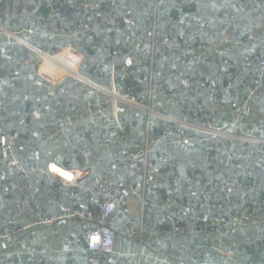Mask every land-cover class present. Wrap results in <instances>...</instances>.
<instances>
[{
  "label": "trees",
  "instance_id": "trees-1",
  "mask_svg": "<svg viewBox=\"0 0 264 264\" xmlns=\"http://www.w3.org/2000/svg\"><path fill=\"white\" fill-rule=\"evenodd\" d=\"M100 1L106 9L111 5L119 6L125 13L132 15L134 22L127 39L114 36L109 29L101 28L95 29L101 44L77 46L87 55L85 71L89 77L108 86L114 65L119 74L130 72L132 76L126 80V84L142 92L143 82L150 74V44L153 30H156L157 41L160 42L164 37L170 41L171 46L155 48L153 74L156 83L162 77L163 70L175 78L170 97L181 110L166 106L158 95L153 104L155 109L174 115L186 111L187 120L193 123H198V118L206 115L208 118L203 122L204 125L216 123L221 127L236 122L235 116L222 107L228 106L230 101L241 95H247V86L260 73L256 66L246 63V55L264 49V0ZM35 2L36 7L32 8L27 6L26 0H10V3L0 0V13L14 16L12 23L7 20L11 16L5 18L8 22L0 23L7 28L20 30L28 26L26 16L29 14H34L39 27L45 29L60 25L71 28L76 22L85 20L84 12L70 10L67 0H53L52 6L42 5L39 0ZM193 19H198L199 23H192ZM250 30L255 35L247 41ZM259 32L262 33L260 37ZM231 33L232 36L229 35ZM60 41L63 39H56L57 43ZM191 43L193 47L203 43L208 58L204 59L199 54L197 59H192L190 56L195 52L188 47ZM28 51L24 45L0 51V76L8 78L12 74H20L25 84L20 88L3 84L4 90H0V104L6 106V110L0 112V144L10 143L14 146L13 153L3 152L0 148V224L3 235L9 232L8 210L16 211L18 203L25 204V210L14 212L13 216L16 214L17 220L23 224L38 217L41 204L52 213L56 209L57 200H65L64 206L75 200L82 204L83 200L88 199L90 204L86 208H96L101 201L100 197L87 192L86 188L97 187L103 172L113 175V180L117 182H140L137 173L117 162L122 151L109 150L101 142L100 132L96 128L86 135L85 141H80L77 137L69 138L77 129L68 127L57 134L55 139L41 146L38 137L46 134L47 130L43 128L45 122L40 124L39 120L33 118L31 111L25 114L23 103L27 96L32 95L39 105L45 107L51 103L52 96L49 85L32 69L33 59L28 56ZM97 56L100 57V64H89ZM69 81L64 80L59 87L68 91L86 88L78 81ZM27 83L29 85L26 86ZM36 83L40 85H33ZM214 89L217 90V99L212 106L205 96ZM262 91L264 80L257 99H249L248 108L236 122L232 134L264 139ZM66 106L69 107L70 102ZM44 114L40 112L41 117ZM82 114H86L84 102L79 105V116ZM57 117L60 120L63 114L59 113ZM159 123L158 119H153L152 131L155 134L176 129L174 125L163 126ZM56 125L49 124V127L55 132L60 127ZM186 134L188 139L176 137L172 145L156 147L149 159L148 185L160 191L161 198L171 200L176 209V219L168 220L155 210L148 211L145 242L139 244V239L134 238L130 231L139 203H130V212L118 206L111 218V225L117 233L116 248L134 253L141 247L148 255H158L172 264H264V156L261 155L264 154V144L244 143L232 136H221L212 144L209 141L199 142L200 133L194 130L187 129ZM83 144L86 152L91 153L86 164H82V154L77 152V148ZM241 147L242 157L238 156ZM55 157L63 166L87 168L89 175L78 187L63 186L60 180L46 170L48 161ZM194 162L197 165L192 169L190 164ZM22 175L24 181L20 180ZM37 179L40 180L38 192L31 197L29 188L37 185ZM206 183L212 189L213 201L222 199L224 192L230 193L226 207L218 210L226 216L227 224L215 233H199L190 229L172 231L180 220V214L191 212L199 219L207 215L208 203L198 198ZM26 184L29 188L25 187ZM188 199L195 202L193 210L187 206ZM245 207L250 209V222L236 224V214L240 215ZM94 226L95 223L81 224L66 220L56 226H37L27 231L20 228L13 237L2 236L0 233V251L20 252L25 247L51 250L57 245L71 251H86L88 235ZM21 255L18 254L10 264H26ZM88 258L84 254L71 252L41 264H89ZM101 260L105 264L109 259L103 255ZM116 264L135 263L123 260Z\"/></svg>",
  "mask_w": 264,
  "mask_h": 264
},
{
  "label": "built area",
  "instance_id": "built-area-1",
  "mask_svg": "<svg viewBox=\"0 0 264 264\" xmlns=\"http://www.w3.org/2000/svg\"><path fill=\"white\" fill-rule=\"evenodd\" d=\"M42 5L52 6L53 0H39ZM158 2V0H156ZM67 4L71 9L84 12V21L76 22L69 28L66 25L54 26L52 28H40L37 17L34 14L26 16L28 26L26 28L17 30L10 29L0 25V51L7 48H16L18 45H24L30 52L33 53L32 69L38 77L44 80L49 85L51 92V103L45 107L39 105L36 98L32 95L25 98L23 103L25 114L28 115L29 111L32 112L33 118L40 121V124L44 123V130L46 134L44 136L39 135L38 140L41 142V146L46 141L55 139L57 134L65 130L68 127L71 129H77L73 134L69 136L71 138L77 137L80 141L86 140V135L95 131V128L100 132V139L107 148L120 149L122 156L118 157L117 162L130 170L137 173L140 177V182L135 183L133 181H114L113 175L103 172L100 174L98 186L95 188H86V191L95 194L100 197V202L96 208L87 209L90 204L88 199L83 200L82 204L78 201H73L63 206L57 212H48L44 204L40 205L39 215L35 219H30L27 222L17 220V215L13 216V213H21L25 210V204H16V211L8 210V233L2 236H14L18 230L27 231L37 226H56L62 222L71 221L81 224L95 223L87 239V250H75L64 248L57 245L53 249L48 248H22L20 252L15 251H0V264H10L14 261L15 257L22 253V258L26 261V264H41L43 262L50 261L55 256H62L65 254H84L88 258L89 264H104L101 260V256L105 255L107 263L116 264L123 260L133 261L135 264H172L162 259L161 257L148 255L142 251L141 247L137 252H123L116 248L117 233L111 225V218L118 206L125 207V210L130 212V203L137 202L140 205V212L137 213L136 218L132 221L130 228L132 236L139 239V244L145 242L144 234L146 229V215L150 210H155L157 213L165 216L168 220L174 221L177 217L175 207L173 206L169 198H161L159 196L160 191L148 185V169L150 155L156 147L161 145H172L175 142V138L184 137L188 139L186 134V127L188 125L195 124L191 128L197 132L196 128L198 124H203L207 120L206 115H201L198 118V123L189 122L187 120L186 111L181 112L179 115L167 114L162 111H156L153 104H155V96H160L166 103V106L179 109V105L171 99L170 94L173 92V82L175 78L170 75L167 70L162 71V77L156 83V77L153 74L154 68V50L156 47L164 46L170 47L171 43L168 39L162 37L160 42L156 38V30H153V37L151 42L152 54L148 60L150 64V74L142 88V92H138L132 85H127L126 80L131 78L130 72L117 73L115 66H112L110 74V85L106 88L101 83H96L92 78L86 74L85 62L87 55L85 52L79 50V45H97L99 37L95 29L106 28L117 37L127 39L130 26H132L134 20L130 13H125L119 6L111 5L108 9L104 8L100 0H67ZM192 23L198 24V19L191 20ZM88 22V24H87ZM132 24V25H131ZM155 25V23L153 24ZM73 28V29H72ZM115 33L119 35H115ZM27 34V37H24ZM247 41L254 38L255 32L250 30L248 33ZM57 38L63 39L59 43L56 42ZM207 41V40H206ZM205 41V42H206ZM40 42V43H39ZM39 45H38V44ZM46 46V47H43ZM188 47L193 49V53L190 57L197 59L203 56L207 59V54L204 51L203 43L197 44L193 47V44H188ZM246 63L253 64L259 69V75L254 77L251 84L247 86V95L239 97L236 100L229 102L228 106H223L222 109L229 111L235 116L236 122L246 112L248 108V101L252 97L257 99V94L260 92V86L264 80V49L260 48L256 51L250 52L246 55ZM91 65L100 64V57H95L90 60ZM102 74V72H101ZM248 75L247 77H249ZM70 80V83L81 82L86 84L89 88L84 89L75 88L72 91H68L59 87V83L63 80ZM62 80V81H61ZM3 84H9L12 88L23 87L24 80L20 74H12L8 78L0 76V90H4ZM29 83L26 84V86ZM33 85H40L36 83ZM264 93V91H262ZM217 90L210 91L206 96V100L212 105H215L217 99ZM110 97V101L109 98ZM70 102V106L66 104ZM84 102L86 108V114L79 116V105ZM110 102V104H108ZM119 106H116V105ZM125 104V106H124ZM6 106L0 104V112L5 111ZM40 112H45L41 117ZM159 113L157 116L155 113ZM63 114L62 119H58V114ZM48 117L46 118V115ZM129 114V115H128ZM158 119L160 125L169 126L174 125L176 129L166 130L163 133L155 134L152 131L153 119ZM59 130L53 131L49 124L56 123ZM236 122L230 125L221 127L224 128V132L219 136H213L214 138L205 136L200 133L198 138L199 142L209 141L214 144L222 134L224 136H232L240 138L244 143L253 142L264 144V139H258L254 136H238L232 134V129L235 128ZM34 125V123H31ZM56 125V126H57ZM204 125V124H203ZM210 125V124H208ZM193 126V125H192ZM28 127V124L26 125ZM50 128V129H49ZM98 133V132H97ZM69 135V134H68ZM30 139V138H29ZM72 139L70 140L71 143ZM79 141V144H80ZM81 145V144H80ZM1 146V144H0ZM13 147L11 146L8 153H13ZM82 147V148H81ZM77 148V152L82 154V164H86L89 160L91 153L85 150V145ZM1 148V147H0ZM87 149V146H86ZM243 148L238 149V156L242 157ZM264 156V154H261ZM30 167L32 163L29 164ZM196 163H191L190 167L194 169ZM55 167L61 169L63 172H68L66 176H61ZM27 172L26 168H23ZM37 170L36 168L34 169ZM46 170L48 173L56 177L63 186L68 188L78 187L83 180L82 177L89 175V170L83 166L67 167L59 163L57 157L48 161ZM70 177V178H68ZM20 180L24 181V175L20 177ZM37 185L29 188L28 184L26 188L30 189L31 197H34L38 192L40 180L37 179ZM211 187L209 183H206L200 195H198L199 201L207 202V215L203 219H199L191 212L180 214V220L178 224L172 228V231H184L192 230L199 233L209 232L215 233L222 230L227 224L226 216L221 215L218 210H223L226 207L227 200L230 198L229 192H224L222 199L218 198L213 201L211 198ZM195 202L192 199L187 200V206H195ZM194 209V207L190 208ZM235 223L243 224L244 222H250L251 213L248 207L239 215L236 214ZM242 219V221H240ZM19 230V231H20ZM162 233H166L163 231ZM200 264V263H192Z\"/></svg>",
  "mask_w": 264,
  "mask_h": 264
},
{
  "label": "rangeland",
  "instance_id": "rangeland-1",
  "mask_svg": "<svg viewBox=\"0 0 264 264\" xmlns=\"http://www.w3.org/2000/svg\"><path fill=\"white\" fill-rule=\"evenodd\" d=\"M2 1H4V3H10V0H2ZM66 2V1H65ZM26 3L28 4L27 6H30V7H32V8H34V7H36V2H35V0H26ZM37 3H38V0H37ZM158 9H159V7L157 8V12H158ZM7 16H11V17H9V18H7V20L9 21V22H11V20L13 19V15H11V14H9V13H5V14H3V12H1L0 13V21H4V22H8L5 18L7 17ZM5 19V20H4ZM12 23V22H11ZM0 25L2 26V24L0 23ZM4 26V25H3ZM259 34V37L262 35V33L261 32H259L258 33ZM115 35H119V34H117V33H115ZM229 35H231L232 36V33L231 34H229ZM231 36H226V37H231ZM97 37H98V35H97ZM28 56L30 57V59H33V53L32 52H30V51H28ZM87 61V60H86ZM111 77V76H110ZM91 78V77H90ZM93 79V78H92ZM63 81H64V79H62ZM61 80V81H62ZM96 83H100V82H98L97 80H95V79H93ZM62 81V82H63ZM61 83V82H60ZM59 83V84H60ZM81 83V82H80ZM82 85H84V86H86V89L84 90V91H86L89 87L86 85V84H84V83H81ZM105 86V85H104ZM106 88H109V85L108 86H105ZM109 98V101H110V97H108ZM108 104H110V102L108 103ZM116 106H119L118 104L116 105ZM124 106H125V104H124ZM156 111H158L157 109H156ZM157 116H159V113L157 112V113H155ZM193 125V126H192ZM192 125H188L189 127H186L187 129H190L191 130V128L192 127H194V125L195 124H192ZM221 127H224V126H221ZM218 124H216V123H211L210 125H203V124H201V125H199L198 124V127L196 128V130H197V132H200V133H203V134H205V136H208V137H211V138H214L213 136H219L221 133H223L224 132V128H221ZM248 131L249 132H251L249 129H248ZM247 131V132H248ZM223 136L225 135V134H222ZM236 138V137H235ZM240 139V138H239ZM1 149H2V151L3 152H6V153H8V150H9V148L11 147V144L10 143H2L1 144ZM83 179L84 178H86V177H82ZM136 204V203H135ZM137 206H138V210H137V213H139L140 212V205L139 204H137Z\"/></svg>",
  "mask_w": 264,
  "mask_h": 264
},
{
  "label": "crops",
  "instance_id": "crops-1",
  "mask_svg": "<svg viewBox=\"0 0 264 264\" xmlns=\"http://www.w3.org/2000/svg\"><path fill=\"white\" fill-rule=\"evenodd\" d=\"M65 200H57L56 202H55V210L53 211V212H57V211H59L60 209H62L63 208V204H65ZM127 239H128V237H127Z\"/></svg>",
  "mask_w": 264,
  "mask_h": 264
},
{
  "label": "bare ground",
  "instance_id": "bare-ground-1",
  "mask_svg": "<svg viewBox=\"0 0 264 264\" xmlns=\"http://www.w3.org/2000/svg\"><path fill=\"white\" fill-rule=\"evenodd\" d=\"M55 169L58 171V172H60V175L61 176H66L67 174H68V172H63L61 169H59V168H57V167H55ZM68 178H70V177H68Z\"/></svg>",
  "mask_w": 264,
  "mask_h": 264
}]
</instances>
